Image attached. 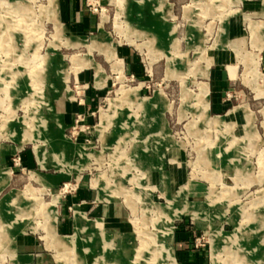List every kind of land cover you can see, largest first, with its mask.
Returning <instances> with one entry per match:
<instances>
[{
	"label": "rangeland",
	"instance_id": "obj_1",
	"mask_svg": "<svg viewBox=\"0 0 264 264\" xmlns=\"http://www.w3.org/2000/svg\"><path fill=\"white\" fill-rule=\"evenodd\" d=\"M85 2L0 0V264H264V0Z\"/></svg>",
	"mask_w": 264,
	"mask_h": 264
},
{
	"label": "crops",
	"instance_id": "obj_2",
	"mask_svg": "<svg viewBox=\"0 0 264 264\" xmlns=\"http://www.w3.org/2000/svg\"><path fill=\"white\" fill-rule=\"evenodd\" d=\"M57 5H58V16L60 20L63 21L64 25L67 26L72 32L73 31L80 32L83 30H87L93 27V25L96 23L94 15L89 13L88 8L86 7L85 0H57ZM234 25L236 27V24ZM99 29H100V23H99ZM228 33H229V30H228ZM221 86H222V83H219L218 81H211V84L209 85L210 87L209 108L210 106L212 107L221 106L222 104L221 103V100H222ZM67 114H68L67 111H65L64 116H66ZM15 146H18V145H15ZM13 147L11 148V150H13ZM11 150H8L7 147H5V149H0V167L1 168L7 167L3 165L9 159V155H10L9 151ZM22 155L24 157V160H26L25 162H27L28 165L32 166L34 164L33 159L31 158L29 154H26V152H22ZM38 162H39V159H38ZM45 175L55 181V178H56L55 175H58V174H51V175L45 174ZM11 178H12V175H11ZM11 178L9 182L0 189V193L11 182ZM60 179L62 178H59L56 182H53L52 184L58 183ZM13 189H16V188H12L11 190ZM74 220H75V217H74ZM75 227H76V220L74 224V228ZM18 232L19 234L16 232L14 234L13 240L15 241L14 242L15 247L12 248L13 251L15 252V257L17 261L16 264H58L56 259H54L53 254L50 253L48 250H45L42 247H40V244L36 239H34L31 235H28L24 231H18ZM180 245L182 249H185L186 245L183 241L180 242ZM183 252H188V250H184ZM183 252L181 251V253Z\"/></svg>",
	"mask_w": 264,
	"mask_h": 264
},
{
	"label": "bare ground",
	"instance_id": "obj_3",
	"mask_svg": "<svg viewBox=\"0 0 264 264\" xmlns=\"http://www.w3.org/2000/svg\"><path fill=\"white\" fill-rule=\"evenodd\" d=\"M87 223V222H86ZM110 261V260H109Z\"/></svg>",
	"mask_w": 264,
	"mask_h": 264
}]
</instances>
